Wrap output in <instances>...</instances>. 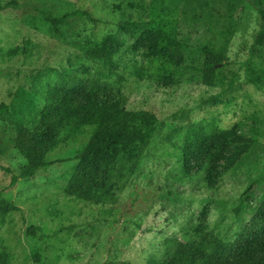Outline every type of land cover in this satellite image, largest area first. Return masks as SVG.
<instances>
[{
    "label": "rangeland",
    "instance_id": "374dc122",
    "mask_svg": "<svg viewBox=\"0 0 264 264\" xmlns=\"http://www.w3.org/2000/svg\"><path fill=\"white\" fill-rule=\"evenodd\" d=\"M229 3L0 0V192L19 207L0 228L9 264H153L168 238L209 232L232 241L264 210V44L255 43L264 0L236 2L233 15ZM76 10L93 20L72 15L62 35L43 14ZM95 46L112 54L113 65L88 54ZM177 48L183 55L173 62ZM204 48L222 57L213 85L198 70ZM96 71L124 91L130 109L164 122L115 201L95 204L62 189L87 137L61 143L51 164L11 187L8 170L27 163L15 144L17 125L35 126L43 107L35 85ZM199 123L231 129L228 152L247 148L216 189L205 183L208 165L184 154L188 130ZM30 226L40 229L33 234Z\"/></svg>",
    "mask_w": 264,
    "mask_h": 264
},
{
    "label": "trees",
    "instance_id": "16d2710c",
    "mask_svg": "<svg viewBox=\"0 0 264 264\" xmlns=\"http://www.w3.org/2000/svg\"><path fill=\"white\" fill-rule=\"evenodd\" d=\"M242 0H230L229 14L237 9ZM8 2L3 7H8ZM262 28L256 36V44H264V10ZM47 21L62 35L60 26L69 23L72 15L90 13L76 10L56 16L43 12ZM159 29V32H164ZM204 60L198 67L202 81L215 83L217 63L220 55L213 54L208 48L202 50ZM88 54L101 61L105 66L113 65L112 54L102 47L95 46ZM179 48L175 57L182 56ZM36 93L43 105L35 126L24 123L17 125L16 147L27 160L18 173L11 171L10 186L16 185L20 178L31 176L51 161L48 155L61 143L80 137L89 138L79 152V163L62 188L76 198L95 204L114 202L117 191L136 171L143 154L141 147L162 128L164 122L156 113L148 109H130L124 91L102 78L101 71L89 76L64 74L55 81H40L35 85ZM6 105L0 106V112ZM235 133L231 129H222L214 124H194L185 138L184 154L186 158H197L207 164L205 183L209 189H216L227 169L238 162L247 148L235 147L228 152L229 144ZM224 161L219 169L217 162ZM19 209L0 192V228L8 214ZM36 226L29 231L35 233ZM10 255L0 239V264H9ZM153 264H264V210L260 209L251 221L232 241H224L217 234L204 232L196 238L184 241L173 237L166 240V250L159 258H152Z\"/></svg>",
    "mask_w": 264,
    "mask_h": 264
}]
</instances>
